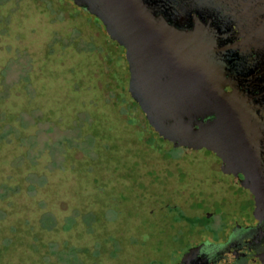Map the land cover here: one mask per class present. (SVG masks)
Here are the masks:
<instances>
[{
    "label": "rangeland",
    "instance_id": "rangeland-1",
    "mask_svg": "<svg viewBox=\"0 0 264 264\" xmlns=\"http://www.w3.org/2000/svg\"><path fill=\"white\" fill-rule=\"evenodd\" d=\"M204 68L213 81L227 75ZM130 74L125 48L71 0H0V264H61L48 245L70 262L74 247L100 251L101 264H173L225 223L259 219L246 162L230 167L219 137L206 136L215 151L202 144L201 125L183 126L192 140L177 142L139 105L131 117ZM213 109L183 106L198 120ZM65 135L73 145H55Z\"/></svg>",
    "mask_w": 264,
    "mask_h": 264
},
{
    "label": "water",
    "instance_id": "water-1",
    "mask_svg": "<svg viewBox=\"0 0 264 264\" xmlns=\"http://www.w3.org/2000/svg\"><path fill=\"white\" fill-rule=\"evenodd\" d=\"M71 1L100 19L111 38L126 49L130 93L155 132L174 127L168 138L188 141L192 134L183 126H203L207 135L202 144L214 150L207 137H219L224 141V160L230 167L245 161V178L256 183L250 154L224 119L226 113L231 117L250 112V96L241 87H257L258 76L264 73V0ZM161 11L167 12L170 21ZM159 15L164 19H157ZM206 61L223 67L226 77L210 80L205 75ZM139 62L146 67L138 68ZM227 79L235 80L239 89ZM226 86L231 92L224 100ZM187 99L214 102L215 109L206 118L192 119L183 111ZM239 140L247 144L245 137ZM232 143L240 146L232 148ZM242 151L247 152L246 158ZM198 250H187L180 264Z\"/></svg>",
    "mask_w": 264,
    "mask_h": 264
},
{
    "label": "flooded vegetation",
    "instance_id": "flooded-vegetation-1",
    "mask_svg": "<svg viewBox=\"0 0 264 264\" xmlns=\"http://www.w3.org/2000/svg\"><path fill=\"white\" fill-rule=\"evenodd\" d=\"M72 3L76 5L73 1ZM161 15L170 21L171 17L166 11L164 13L161 11ZM162 16L156 17L164 19ZM98 20L102 23L100 19ZM187 62L190 64L191 60L188 59ZM229 77H231L230 73L227 78ZM258 78L260 82L257 87L245 85L241 87L246 96H250V99H247L252 107L250 112H239L231 117L226 113L229 119L226 117L224 120L238 133V142L250 154L252 173L261 191L262 207L259 219L249 225L231 224L230 221L225 223L221 237L217 241H200L189 244L173 264H180L184 253L191 248H199V250L186 264H264V73ZM230 80H228L229 83H232L235 89H239L238 83ZM228 92H231V88L226 86L223 89L224 100ZM242 136L246 138L248 145L245 141L239 140Z\"/></svg>",
    "mask_w": 264,
    "mask_h": 264
},
{
    "label": "trees",
    "instance_id": "trees-1",
    "mask_svg": "<svg viewBox=\"0 0 264 264\" xmlns=\"http://www.w3.org/2000/svg\"><path fill=\"white\" fill-rule=\"evenodd\" d=\"M103 25V27H104V29H105V26H104V24H102ZM105 31H106V29H105ZM106 33H107V31H106ZM107 36L115 43V44H117V42L115 41V40H113L112 38H111V36L107 33ZM118 46H120L119 44H117ZM121 47V46H120ZM125 105V104H124ZM126 107V110L128 111V114H129V112H136V110L137 109H139L138 108V104L137 103H135V108H132V106H129V105H126L125 106ZM129 115H131V117L133 116V117H136V118H138L137 117V115H132L131 113L129 114ZM146 120V122L147 123H149L148 121H147V119H145ZM144 122V121H143ZM154 131V130H153ZM155 132V131H154ZM10 133H12V134H14L15 136H16V138H18V139H20V140H23L24 141V137H22V136H20L19 135V132H18V130L17 129H12L11 130V132ZM155 133H158V132H155ZM67 136L68 135H65V136H63L62 138H61V140H59V141H57V143H55V145H63V143L64 144H72L73 145V141H71V140H69V138H67ZM69 137V136H68ZM75 138V137H74ZM63 139V140H62ZM211 150V149H210ZM4 193V192H3ZM2 191L0 192V195L2 196ZM5 196H7V192H5L4 194H3V198H5ZM4 217V214H3V212L2 211H0V219H2ZM196 218V217H195ZM204 219L206 218L207 220L208 219H211V215H207V217L206 216H204L203 217ZM185 220L186 221H188V218H185ZM199 219H198V217L196 218V220H194L195 221V223H197V221H198ZM194 224V223H193ZM69 229V228H68ZM67 229V230H68ZM218 240V239H217ZM204 241H208V240H204ZM191 243H194V242H190V243H187V245L185 246V247H187L189 244H191ZM52 247V245L51 246H47L46 247V251L48 252V253H50L51 251V253L52 254H54V255H56V254H58V255H61L60 256V263L61 264H101V255L103 254V253H101L100 251H95V252H92L93 251V249H84V250H82V249H77V248H74V247H70V248H67V249H69V250H72V251H74L75 253H77V254H79V256H78V259L77 260H75L74 262H70V261H67L66 259L64 260L63 259V254L62 253H64V251L63 250H61V251H59V250H56L55 252H53L55 249L54 248H51ZM184 250V249H183ZM3 251H4V249H0V260H1V258H2V254H3ZM86 253H94L92 256H90V257H85V254ZM70 262V263H69Z\"/></svg>",
    "mask_w": 264,
    "mask_h": 264
}]
</instances>
